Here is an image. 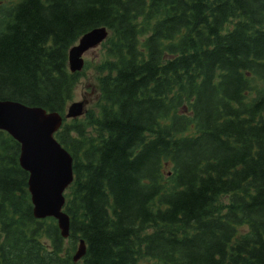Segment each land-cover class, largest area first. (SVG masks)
<instances>
[{"label": "trees", "instance_id": "trees-1", "mask_svg": "<svg viewBox=\"0 0 264 264\" xmlns=\"http://www.w3.org/2000/svg\"><path fill=\"white\" fill-rule=\"evenodd\" d=\"M103 24L97 113L57 132L68 236L0 128V264H264V0H0V99L65 113Z\"/></svg>", "mask_w": 264, "mask_h": 264}, {"label": "water", "instance_id": "water-1", "mask_svg": "<svg viewBox=\"0 0 264 264\" xmlns=\"http://www.w3.org/2000/svg\"><path fill=\"white\" fill-rule=\"evenodd\" d=\"M108 35L106 26H97L86 32L80 43L70 49V67L80 69L83 52L99 43ZM83 111V102L75 101L69 106L68 116ZM61 115L47 112L45 108L29 105L19 100L0 99V127L9 130L21 141L20 163L30 170L29 189L33 211L37 217L54 216L64 236L70 233V215L63 209L66 202L65 189L74 178L73 156L53 137ZM87 250L81 239L74 260L82 258Z\"/></svg>", "mask_w": 264, "mask_h": 264}, {"label": "rangeland", "instance_id": "rangeland-1", "mask_svg": "<svg viewBox=\"0 0 264 264\" xmlns=\"http://www.w3.org/2000/svg\"><path fill=\"white\" fill-rule=\"evenodd\" d=\"M85 57V69L82 71L79 81L75 86L71 102L85 97L88 100L87 109L93 113V117L97 113L98 103L101 98L100 75L107 73L108 70L107 68L99 67V64L104 59L101 44L88 48L85 51ZM81 118L83 117L81 116Z\"/></svg>", "mask_w": 264, "mask_h": 264}]
</instances>
